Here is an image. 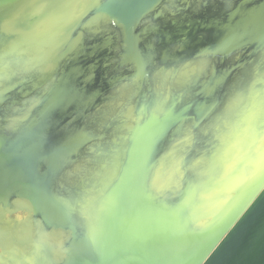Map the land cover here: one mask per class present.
<instances>
[{
	"label": "water",
	"instance_id": "obj_1",
	"mask_svg": "<svg viewBox=\"0 0 264 264\" xmlns=\"http://www.w3.org/2000/svg\"><path fill=\"white\" fill-rule=\"evenodd\" d=\"M158 1L120 0L115 1L114 7L111 8V10L115 8V13L121 10V7H124L127 13L131 12L122 19L123 21H118L125 34L122 66L128 71L131 69L134 71L131 78L123 79L124 82L130 83L132 80L139 83L143 79L140 73L141 59L134 49L132 31L136 21L144 17ZM15 2L21 0H5L6 8H0V16H3L4 20L10 15ZM83 2L85 1H74L70 4L69 9L76 10L67 21L70 47L64 48L60 40L64 29L56 32L58 35L55 37L59 38V43L53 47L42 46L38 40L39 35L44 34L41 31L44 25L41 18L35 23L39 32L35 39L36 44L33 47L25 46L28 53L33 51L39 54L34 66L29 65L26 75L23 76L24 72L20 71L26 69V66L20 67V57L17 55L23 49H18L17 52L10 48L11 52L4 54V58L8 55L12 75L18 76L19 79L22 77V83L9 86L11 82L17 81L14 77H10L8 82H4L5 79L0 80L8 87L0 100V140L3 141L4 148L10 149L15 146L14 138L17 136H29L32 139L30 144L29 142L26 144L25 139L24 146L29 148L24 150V157L19 158V161L16 162L11 155L14 152L9 151V160L4 162V165H7L6 174L12 180H0V186H3L7 195L5 203L0 201V220L5 218L9 223L16 224L22 221L27 227L24 231L25 257H16L17 262L264 264V158L258 163L252 161L244 163L243 175L254 170L251 180H221L219 184L217 183L220 180H202L201 175L207 165L206 163L200 165L198 160H201L210 144L214 143V138L223 126L217 125L218 128L212 138L214 130L211 129V123L204 124L210 120L212 112L206 115L202 113L203 110L200 109L202 101L193 109L197 112L198 119L203 121L201 135H196L198 140L195 132H184L182 137L186 140L178 136L179 122L183 120L180 116L182 110H175L171 106L167 108L171 120L158 132L155 142L150 146L144 166L145 172L140 180L102 178L101 170L105 166L101 162L98 165V162L106 160L108 152L117 148L122 150L121 154L124 157H127L129 149L133 147L128 138L129 124L125 123V120L132 117L141 121L145 116L155 115H147V111L138 114L139 110H136L137 115L135 113L132 115V107L130 109L129 106H124L119 121L108 125L106 131H99L101 128L99 124L104 116L107 117L115 110L111 104L103 100L99 103L94 102L93 97L101 96L102 91L99 88L101 84L111 89L114 81L108 79L104 81L100 78L101 75L93 69V65L96 64L92 53L83 52L87 48L99 47L92 42L83 45L81 34L95 32L93 25H99L91 20L83 21L81 17L79 20L75 18L74 14L84 8ZM35 6L33 12L22 13L27 16V22L36 15H41V4ZM115 18L119 17L115 16L111 20ZM3 22L9 27L7 22L10 21ZM49 34L47 33L48 39ZM10 38L9 35L5 44L9 43ZM101 44L110 49L115 48L113 41ZM64 51H68L67 57L63 55ZM127 52L130 53L129 56ZM115 59L116 57L106 56L104 64L105 68L109 69L103 72L104 77L109 76ZM62 66L66 67L65 72L69 71V76L65 80L69 89L68 100L52 101L53 98L47 97V101H41L43 98L41 90L49 77L58 74ZM33 68L34 71L31 72ZM38 79L45 81L38 82ZM33 85L36 88H32ZM92 86L96 92L91 94L88 91L94 89ZM215 90L212 86L205 92L202 87L203 102L212 104ZM241 94L234 93L236 96H230L229 99L240 100L237 95ZM229 102L230 100L221 110L223 116L216 118L215 122L224 118ZM216 105L212 104L213 110ZM86 119L90 120L87 122ZM89 126L90 132L86 129ZM79 130L85 135L82 147L78 149L81 151L80 155L70 164L61 165L56 169L54 159L48 155L54 150L60 138L69 131L74 134ZM166 130H171L172 135L178 134L179 138L171 136L166 145V152H163L162 140L163 135L167 133ZM113 131L120 132L123 136L117 137L113 142L111 135ZM158 144L162 146L158 148ZM262 144L264 123L258 126L255 141L249 144V150L250 146L254 149L255 146ZM173 145L175 146L172 147ZM192 145H202L205 148L202 149L200 146V151L188 152ZM31 151L33 159L29 156ZM81 155L86 159L84 163L92 169L87 170V173L89 172L87 180H74L75 167H81L78 162ZM220 164L219 169L223 171L231 167L233 161ZM2 166L0 179L1 171L5 173ZM165 166L166 175L162 173ZM109 167L113 170L115 165ZM68 171L72 172V176H68ZM115 171L118 173V168H115ZM56 194L68 200L67 208L50 204L49 200Z\"/></svg>",
	"mask_w": 264,
	"mask_h": 264
},
{
	"label": "rangeland",
	"instance_id": "obj_2",
	"mask_svg": "<svg viewBox=\"0 0 264 264\" xmlns=\"http://www.w3.org/2000/svg\"><path fill=\"white\" fill-rule=\"evenodd\" d=\"M74 1L78 2L82 0H21V2H15L16 4L11 8L10 15L7 17L5 16L6 20H4L3 16H0V80L5 79L4 82H8L10 77H14L10 69L9 59L7 58L8 55L4 58V54H9L11 52L10 48L15 49L17 52L18 49H23L17 53L20 57V67L26 66V69H19L24 72L23 76L26 75L25 72L29 71V65L33 67L37 62L39 54L33 51L28 53L25 49V46L33 47L36 44L35 39L38 36L37 33H39L35 25L37 19L42 18V23L44 24L41 30L44 34L39 35L38 39L39 43H42V46L53 47L54 44L59 43L60 40L63 42L64 48L71 44L67 34V21L69 20V16L76 11L75 9H69L71 7L70 4ZM83 1H85L84 8L81 9L80 12L74 14L77 20H79L78 18L80 17H89V21L91 20L92 22L99 23V21L111 19L115 16H118L122 20L131 13L124 11V7H121V10L119 9L117 13H115V8L111 10L113 4H115L114 2H119L120 0ZM123 1L130 2L131 0H122V2ZM36 4H41V15H36L27 22V16L22 13H28L29 11L33 12ZM236 15H238L237 19H233V22L224 26L227 30L226 33L216 41L215 50L220 54L228 53L231 49H236L244 44L252 42H254L257 47L258 41L260 40L259 34L264 32V3L251 13L240 12ZM3 21H10L7 22L9 27ZM61 29H64L65 32L62 33L60 36L61 39L59 40V38L55 36L58 35L56 32ZM46 32L50 33L49 39L47 38ZM9 35L11 37L9 43L5 44V40ZM52 36H54V38H51ZM62 53L66 57L68 56V51ZM129 54L130 53L127 52V56H129ZM259 58L261 60L258 63L259 65L251 69L250 76L245 80L244 92H240L242 94L237 95L240 100L234 98L229 99L230 102L225 109L226 115H224V118L220 121L216 120L218 123L214 124V128L213 125H211V129L214 130L212 138L218 126H223L219 129L217 137L214 138V143L210 144L211 146L204 152V156L201 160H198L200 165H205V163L207 165L205 170L203 169L201 175L202 180H220L217 184H219L221 180H251L253 179L254 170L247 171L243 175L244 163L246 161L258 163L264 158V144L255 146L254 149L250 146L249 150V144L251 145V143L255 141L258 126L260 123H264V52H262ZM65 69L66 67L62 66L58 74L49 77L45 87L41 90L43 96L41 101L46 100L47 97L53 98L51 99L52 101L64 99L66 102L68 100L69 89L65 80L66 77L69 76V71L67 70L65 72ZM30 71H34V68ZM18 79L19 77L15 76L14 80L17 81L14 83L11 82L9 86L22 83V77ZM39 81H45V79H38V82ZM241 81H243V79H241ZM1 84L0 82V100L3 98L5 89L8 88L4 83L2 86ZM211 87L212 85L209 84L203 85L205 92H208ZM32 88H36L35 85H33ZM212 107V104H209V102L207 104L205 101H202L200 105V109L203 110L202 113H204V115L209 112H214ZM169 117H171V115L170 112H167L166 108L162 117L145 116L141 121L132 117L126 119L125 123L128 122L129 124L127 126L129 132L128 138L130 139V143H133V147L129 149L127 157L121 154L122 150L119 148L109 151L106 160L98 162V165H100L101 162V164L105 166L101 170L103 174L102 178L104 180L109 178H113L111 180H140L141 175L145 172L144 166L147 161L149 148L155 142L158 132L171 120ZM111 135L113 136V142L117 137L123 136L120 132L117 133V131H113ZM84 138L85 135L82 130L76 131L74 134L69 131L68 134L60 138L53 148L54 150L48 155L49 158L54 159L56 169L61 165L65 166L70 164L80 155L81 151L78 149H81ZM25 139L26 144L28 142L29 144L31 143L32 139L29 138V136H17L14 138L15 146L10 149L4 148L2 146L3 141L0 140V166L8 162L9 151L14 152L11 153V155L14 156L16 162L19 161V158L24 157V150L29 148L24 146ZM183 140L186 139L183 138ZM31 153L32 151L29 153V156L33 159L34 156ZM80 158L78 162L81 164V167H75L76 170L73 172V174H75L74 180H87V176L89 175L87 170L89 171L92 168L84 163L86 161L84 155H81ZM231 161H233L231 167L228 165L229 168L223 171L219 169L220 163H228ZM113 164L115 168H118V173L115 171V168L113 170L110 169L109 166ZM6 166L7 165H4V167L2 166L5 173H3V170L1 171L0 180H12L6 174L8 172ZM162 173L166 175V166L162 168ZM67 174L68 176H72V172L70 171H68ZM5 197H7V195L3 186H0V201L5 203ZM52 198L53 199L49 200L51 205L55 204L67 208L68 200L66 198L57 194ZM26 228L27 227H25L22 221L20 224H16V222L9 223L8 219L5 218L0 220V264H19L16 257H25L24 231Z\"/></svg>",
	"mask_w": 264,
	"mask_h": 264
},
{
	"label": "flooded vegetation",
	"instance_id": "obj_3",
	"mask_svg": "<svg viewBox=\"0 0 264 264\" xmlns=\"http://www.w3.org/2000/svg\"><path fill=\"white\" fill-rule=\"evenodd\" d=\"M263 3L264 0H159L144 17L136 21L132 31L134 49L141 59L140 73L143 79L139 83L123 81L124 78H131L134 71L122 66L125 34L123 27L118 24L121 19L103 20L98 26L91 24L96 30L81 34L83 45L92 42L99 47L87 48L83 52L92 53L96 64L93 69L101 75L100 78L114 81L111 89L101 84L99 88L103 94L101 92L100 97H93L94 102L103 100L115 110L104 116L99 131H106L108 125L117 123L119 115H123L121 110L124 106L132 107V115H137L136 110H139L138 114L147 111V115L160 117L162 111L172 106L175 110H182L180 116L183 120L179 122V135H172L171 130H166L163 146L158 144V148L162 146V151L166 152L171 136L183 138L184 132L201 135L203 121L198 119L193 109L204 100L202 87L207 83L216 89L212 104L217 105L210 120L204 124L211 123L214 128L215 119L223 116L221 110L230 96L244 92L245 80L250 76L251 69L259 65V56L264 52V32L259 34L257 47L252 42L231 49L228 53L220 54L215 50L216 41L226 33L224 26L237 19L236 14L251 13ZM5 4V0H1L0 8L5 9ZM82 20L89 21V17ZM105 41H113L115 48L102 45L101 42ZM106 56L116 57L107 78L103 76V72L109 69L104 64ZM90 92L92 94L96 89ZM89 120L86 119L87 122ZM86 129L90 132V126ZM195 146L190 147L188 152L200 151V146L205 148L202 145Z\"/></svg>",
	"mask_w": 264,
	"mask_h": 264
}]
</instances>
